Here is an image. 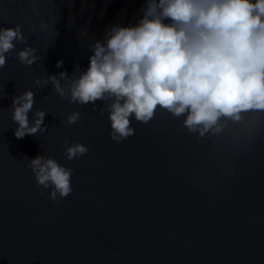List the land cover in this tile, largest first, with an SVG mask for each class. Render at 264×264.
<instances>
[{
    "label": "clouds",
    "instance_id": "clouds-1",
    "mask_svg": "<svg viewBox=\"0 0 264 264\" xmlns=\"http://www.w3.org/2000/svg\"><path fill=\"white\" fill-rule=\"evenodd\" d=\"M14 41L26 43L19 25L0 29V69L15 49ZM91 50L89 67L67 90L60 83L69 79L66 71L34 83L42 87L51 82L59 97L73 104L112 100L106 109L109 136L116 143L135 134L132 118L148 124L158 107L176 117L186 114L184 126L201 137L219 132L221 117L238 121L242 112L264 110V0H145L136 25L113 26ZM16 58L25 66L40 59L31 47ZM34 103L31 90L13 99L17 139L47 131L43 110H36L29 123ZM80 117L71 112L61 123L71 126ZM88 151L84 144L65 141L69 161ZM28 167L38 185L51 189L53 202L73 192V169L43 155L28 159Z\"/></svg>",
    "mask_w": 264,
    "mask_h": 264
}]
</instances>
